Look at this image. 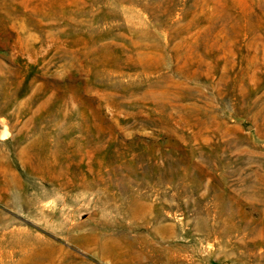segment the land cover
<instances>
[{"label":"rangeland","instance_id":"rangeland-1","mask_svg":"<svg viewBox=\"0 0 264 264\" xmlns=\"http://www.w3.org/2000/svg\"><path fill=\"white\" fill-rule=\"evenodd\" d=\"M0 264H264V0H0Z\"/></svg>","mask_w":264,"mask_h":264}]
</instances>
